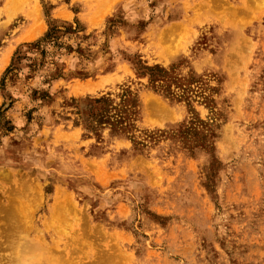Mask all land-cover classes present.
<instances>
[{"label":"rangeland","instance_id":"374dc122","mask_svg":"<svg viewBox=\"0 0 264 264\" xmlns=\"http://www.w3.org/2000/svg\"><path fill=\"white\" fill-rule=\"evenodd\" d=\"M0 264H264V0H0Z\"/></svg>","mask_w":264,"mask_h":264},{"label":"trees","instance_id":"16d2710c","mask_svg":"<svg viewBox=\"0 0 264 264\" xmlns=\"http://www.w3.org/2000/svg\"><path fill=\"white\" fill-rule=\"evenodd\" d=\"M70 29V28H65ZM59 31L57 28L52 27L49 32H47L44 36L40 39L36 40L35 42L27 45V48L24 52H22V65L28 66L29 68L32 66H37L39 64L38 58L36 56H29L30 54H35L36 52L41 56L44 57L48 54L53 53L54 51H48L47 48L49 46L55 47V49L59 48H68L65 47L64 42L59 41L60 36L56 34ZM42 60V59H41Z\"/></svg>","mask_w":264,"mask_h":264},{"label":"bare ground","instance_id":"6f19581e","mask_svg":"<svg viewBox=\"0 0 264 264\" xmlns=\"http://www.w3.org/2000/svg\"><path fill=\"white\" fill-rule=\"evenodd\" d=\"M13 1H16V0H9V2H13ZM21 1H22V0H21ZM14 4H15V3H14ZM9 5H10V4H9ZM7 7H8V6H7ZM7 7H6V8H7ZM9 7H10V6H9ZM33 7H34V6H33ZM7 9H8V8H7ZM36 12H37V11H36V7H34V8H32V9L29 10L28 14H29V15H32V13H34L35 16H37V13H36ZM28 36H29V35H28ZM21 37H22V36H21ZM57 196H58V195H57ZM53 206H54V204H53ZM53 212H54V211H53ZM52 215L54 216V214H52ZM54 245H55V244H54ZM54 245H53V246H54ZM55 247H56V245H55ZM46 248H47V247H46ZM47 249H48V248H47ZM49 249H50V248H49ZM51 249H52V248H51ZM51 249H50V250H51ZM64 249H65V248H64ZM64 249H63V250H64ZM68 249H69V248H68ZM53 250H55V249H53ZM56 250H57V248H56ZM48 251H49V250H48ZM51 251H52V250H51ZM51 251H50V252H51ZM50 252H49V253H50ZM47 253H48V252H47ZM49 253H48V254H49ZM49 255H50L51 257L54 256V255H52V254H49ZM64 255H65V254H64ZM70 257H71V256H70ZM53 259H54V258H53ZM57 259H58V258H56V260H57ZM67 259H68V258H67ZM56 260H55V261H56ZM65 260H66V259H65ZM51 261H52V260H51ZM55 261H53V262L56 263ZM69 261H72V260L69 259ZM58 262H59V261H58ZM58 262H57V263H58ZM59 263H60V262H59Z\"/></svg>","mask_w":264,"mask_h":264}]
</instances>
